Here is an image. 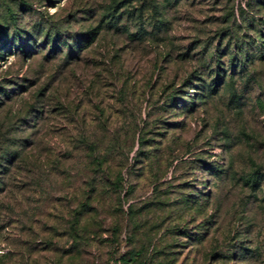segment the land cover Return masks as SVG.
<instances>
[{
	"label": "rangeland",
	"instance_id": "obj_1",
	"mask_svg": "<svg viewBox=\"0 0 264 264\" xmlns=\"http://www.w3.org/2000/svg\"><path fill=\"white\" fill-rule=\"evenodd\" d=\"M247 1L0 0V264H264V65L163 92L183 48L253 40Z\"/></svg>",
	"mask_w": 264,
	"mask_h": 264
},
{
	"label": "trees",
	"instance_id": "obj_2",
	"mask_svg": "<svg viewBox=\"0 0 264 264\" xmlns=\"http://www.w3.org/2000/svg\"><path fill=\"white\" fill-rule=\"evenodd\" d=\"M167 1L169 3H177L181 0ZM247 3L255 11L253 16L248 15L245 21V32H251L252 36H254L253 40L249 41V39L242 37L240 39L236 38L235 40L228 39L226 43L222 42V47L213 46L212 48V46L204 44L202 47L195 46L190 48L189 46L183 48L179 59L187 61L195 58L198 65L191 73L189 72L183 75L179 83H173L171 87L169 85V87L167 86L163 89L165 104L174 107V105H180L178 103L180 101L186 103L182 107L185 109L181 112L185 113L186 110L192 111L196 103H204L209 98L219 94L221 88L228 90L235 88L234 82L236 77H245L249 67L255 66L257 63L264 65V0H249ZM23 5L24 10L29 9L27 4L24 3ZM12 15L13 13L10 12V22H15L13 21ZM11 32L13 35L9 41L13 42L17 51H20V47H25L26 39H23V31L20 28L12 26ZM58 38V33L45 36L43 43L49 44V52L54 51L61 45L66 46L69 52L73 51L72 47L75 48L76 42H73L72 46L66 40L59 42ZM69 55L71 54L69 53ZM168 56L170 57V54ZM180 90H183V93L179 97L178 93ZM232 93L233 96H237L236 93ZM2 99L10 100L11 91H8L6 88L3 89L0 92V100ZM0 105H2L1 101ZM28 112L32 113V108ZM42 114L43 112L41 111L40 115ZM200 168L210 174L219 175L221 173L218 165L206 163L205 160L201 161ZM203 204H199L200 208H202ZM139 255L140 251H136L126 259L122 258V260L126 264H133L138 260Z\"/></svg>",
	"mask_w": 264,
	"mask_h": 264
}]
</instances>
